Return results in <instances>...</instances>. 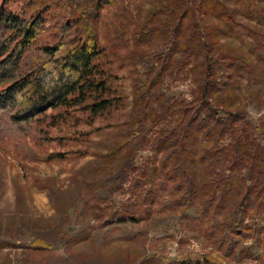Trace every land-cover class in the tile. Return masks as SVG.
I'll return each instance as SVG.
<instances>
[{
    "label": "rangeland",
    "instance_id": "374dc122",
    "mask_svg": "<svg viewBox=\"0 0 264 264\" xmlns=\"http://www.w3.org/2000/svg\"><path fill=\"white\" fill-rule=\"evenodd\" d=\"M171 1L122 0L102 10L98 28L109 51L105 94L111 99L109 110L92 117L78 107H60L18 121L9 112L0 113V264H184L180 259L192 254L222 253L190 223L201 210L181 202L171 179L173 163L163 153L155 154L160 137L182 122L183 109L194 102L196 86L189 65L171 64L163 72L160 63L154 64L153 74L161 72L154 88L165 94L161 103L151 99L146 105L142 151L134 167L127 169L121 191L99 200L94 196L103 178L96 164L122 139L121 129L136 104V68L145 58L161 55L166 46L156 33L140 39L141 29L151 28L154 13L162 22H173L164 15ZM220 1L236 11L238 23L233 34L220 36L221 44L242 55L251 53L254 62L258 54L264 58V4L258 22L245 15L252 0ZM26 4L28 0H10L15 12ZM61 10L54 12L62 14ZM258 71L238 78L229 106L241 113L264 145V75ZM232 141L229 136L217 144L216 166L208 168L214 179L231 171L237 182L243 174L234 165ZM121 156L116 166L123 162ZM126 207L137 220L127 231L110 227L113 213ZM159 232L170 235L156 237ZM255 235L239 237L234 255L221 254L224 260L219 264H264L245 252L258 240ZM37 239L49 249L31 247ZM259 239L264 250V233Z\"/></svg>",
    "mask_w": 264,
    "mask_h": 264
},
{
    "label": "trees",
    "instance_id": "16d2710c",
    "mask_svg": "<svg viewBox=\"0 0 264 264\" xmlns=\"http://www.w3.org/2000/svg\"><path fill=\"white\" fill-rule=\"evenodd\" d=\"M120 1L28 0L15 12L10 0H0V113L9 112L18 121L60 107H78L92 117L109 110L111 99L105 96L109 51L101 43L98 23L102 10ZM171 3L164 15H170L173 22H162L154 13L151 28L141 29L140 39L154 38L156 33L166 46L161 55L145 58L142 67L136 68V104L121 129L122 139L96 164L103 178L94 196L99 200L121 191L127 169L134 167L142 151L146 105L151 99L161 103L165 94L154 88L161 75L153 74L154 64L160 63L163 72L171 64L189 65L196 86L194 102L183 109L182 122L160 137L155 154L163 153L173 163L171 179L178 186L175 190L181 202L188 208L200 207V216L190 221L192 226L212 239L225 257L234 255L239 237L255 233L258 240L245 252L264 263L259 244L264 233V145L254 137L241 113L229 106L238 78L254 74L260 64L258 73L264 75V58L258 54L254 62L251 53L242 55L221 44L220 36L233 34L238 23L236 11L220 0ZM263 4L264 0H252L246 17L260 22ZM59 7L62 14L54 12ZM229 136L234 140L230 151L234 165L243 170L237 182H233L231 171L216 175V179L208 172L218 160L217 144ZM121 154L123 162L116 166ZM249 216L251 221L245 223ZM136 220L132 209L126 207L113 213L108 225L127 231L130 222ZM169 235L154 234L159 238ZM30 246L49 249L38 239ZM221 254H192L180 260L184 264H219L224 260Z\"/></svg>",
    "mask_w": 264,
    "mask_h": 264
}]
</instances>
